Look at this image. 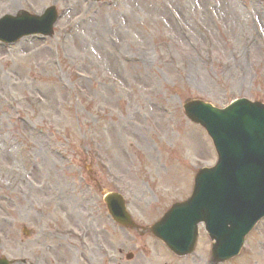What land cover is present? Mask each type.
<instances>
[{
	"label": "rangeland",
	"instance_id": "1",
	"mask_svg": "<svg viewBox=\"0 0 264 264\" xmlns=\"http://www.w3.org/2000/svg\"><path fill=\"white\" fill-rule=\"evenodd\" d=\"M9 1L0 17L51 6L61 17L54 36L0 42V255L214 264L204 225L195 252L177 257L116 225L104 191H121L143 226L190 197L217 153L183 103H264V0H12L18 10ZM221 264H264V220Z\"/></svg>",
	"mask_w": 264,
	"mask_h": 264
},
{
	"label": "water",
	"instance_id": "2",
	"mask_svg": "<svg viewBox=\"0 0 264 264\" xmlns=\"http://www.w3.org/2000/svg\"><path fill=\"white\" fill-rule=\"evenodd\" d=\"M55 21L54 8L43 17L25 12L6 16L0 20V40L16 41L35 32L51 35ZM26 22L35 27L21 29ZM184 109L207 129L219 161L198 173L192 197L176 203L151 231L174 252L187 255L195 250L198 226L205 222L214 241L213 259L219 263L239 252L247 232L264 216V104L239 99L221 109L189 99ZM105 201L115 220L139 228L120 194L112 193ZM0 264L9 262L0 258Z\"/></svg>",
	"mask_w": 264,
	"mask_h": 264
},
{
	"label": "bare ground",
	"instance_id": "3",
	"mask_svg": "<svg viewBox=\"0 0 264 264\" xmlns=\"http://www.w3.org/2000/svg\"><path fill=\"white\" fill-rule=\"evenodd\" d=\"M7 7H13L15 8L16 10H18L19 8V5L15 2V1H9V3H7Z\"/></svg>",
	"mask_w": 264,
	"mask_h": 264
}]
</instances>
